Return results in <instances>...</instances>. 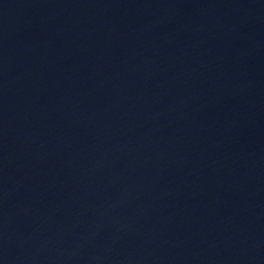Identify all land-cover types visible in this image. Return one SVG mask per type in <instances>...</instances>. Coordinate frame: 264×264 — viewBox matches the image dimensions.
Masks as SVG:
<instances>
[{
    "label": "water",
    "instance_id": "obj_1",
    "mask_svg": "<svg viewBox=\"0 0 264 264\" xmlns=\"http://www.w3.org/2000/svg\"><path fill=\"white\" fill-rule=\"evenodd\" d=\"M0 264H264V0H0Z\"/></svg>",
    "mask_w": 264,
    "mask_h": 264
}]
</instances>
